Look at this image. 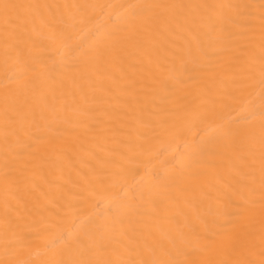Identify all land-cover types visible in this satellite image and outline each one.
Returning a JSON list of instances; mask_svg holds the SVG:
<instances>
[{"label": "bare ground", "instance_id": "1", "mask_svg": "<svg viewBox=\"0 0 264 264\" xmlns=\"http://www.w3.org/2000/svg\"><path fill=\"white\" fill-rule=\"evenodd\" d=\"M0 264H264V0H0Z\"/></svg>", "mask_w": 264, "mask_h": 264}]
</instances>
